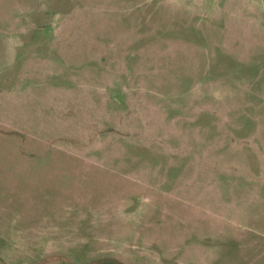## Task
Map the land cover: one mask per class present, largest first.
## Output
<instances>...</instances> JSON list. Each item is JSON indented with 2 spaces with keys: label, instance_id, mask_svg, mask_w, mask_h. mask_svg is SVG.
Listing matches in <instances>:
<instances>
[{
  "label": "rangeland",
  "instance_id": "rangeland-1",
  "mask_svg": "<svg viewBox=\"0 0 264 264\" xmlns=\"http://www.w3.org/2000/svg\"><path fill=\"white\" fill-rule=\"evenodd\" d=\"M0 264H264V0H0Z\"/></svg>",
  "mask_w": 264,
  "mask_h": 264
}]
</instances>
